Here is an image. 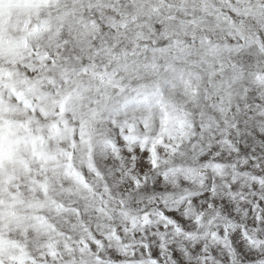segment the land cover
Instances as JSON below:
<instances>
[{
  "label": "clouds",
  "instance_id": "1",
  "mask_svg": "<svg viewBox=\"0 0 264 264\" xmlns=\"http://www.w3.org/2000/svg\"><path fill=\"white\" fill-rule=\"evenodd\" d=\"M0 264H264V0H0Z\"/></svg>",
  "mask_w": 264,
  "mask_h": 264
},
{
  "label": "snow or ice",
  "instance_id": "2",
  "mask_svg": "<svg viewBox=\"0 0 264 264\" xmlns=\"http://www.w3.org/2000/svg\"><path fill=\"white\" fill-rule=\"evenodd\" d=\"M110 21L113 19V18H111V17H109L108 18ZM157 49H154V51H156ZM158 51H161V52H163L164 51V49L163 48H161V49H158ZM225 208H226V210H229L230 211V208L228 207V205L226 204L225 205ZM177 219H180L179 217H177Z\"/></svg>",
  "mask_w": 264,
  "mask_h": 264
}]
</instances>
